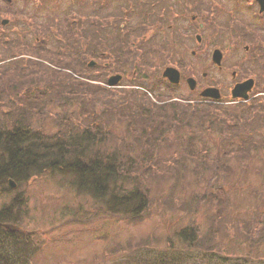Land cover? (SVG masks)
Instances as JSON below:
<instances>
[{
  "label": "trees",
  "instance_id": "obj_1",
  "mask_svg": "<svg viewBox=\"0 0 264 264\" xmlns=\"http://www.w3.org/2000/svg\"><path fill=\"white\" fill-rule=\"evenodd\" d=\"M72 46L67 36L53 37L30 48L25 66L8 60L22 43L0 44V181L22 184L58 172L110 214L133 221L150 207L152 178L179 184L190 174L200 191L179 199L180 209L195 213L191 204H203L206 227L193 220L168 238L166 249L138 247L122 264H264V210L228 212L231 196H264V188L246 182L241 162L264 147V103L167 99L160 74L110 88L76 62ZM10 216V209L0 210V264H32L24 233L4 228Z\"/></svg>",
  "mask_w": 264,
  "mask_h": 264
},
{
  "label": "flooded vegetation",
  "instance_id": "obj_2",
  "mask_svg": "<svg viewBox=\"0 0 264 264\" xmlns=\"http://www.w3.org/2000/svg\"><path fill=\"white\" fill-rule=\"evenodd\" d=\"M15 2L0 6V44L24 48L8 60L18 58L29 66L30 48L67 36L76 62L95 70L97 79L118 73L122 83L138 82L169 66L179 69L176 44L181 40L186 52L209 60L203 89L214 84L222 89L225 83L233 88L253 79L250 97L264 99V0H70L67 12L54 0L59 9L50 17L54 22L44 21L42 0H21L16 10ZM160 63L165 68L160 70ZM226 68H232L230 79ZM215 69L222 72L220 78L212 75Z\"/></svg>",
  "mask_w": 264,
  "mask_h": 264
},
{
  "label": "rangeland",
  "instance_id": "obj_3",
  "mask_svg": "<svg viewBox=\"0 0 264 264\" xmlns=\"http://www.w3.org/2000/svg\"><path fill=\"white\" fill-rule=\"evenodd\" d=\"M15 1L13 9L24 4L21 0ZM43 1L44 5L54 9L49 12L48 8L42 9L43 19L45 13L48 14V18L58 16L59 9L56 3L54 4V0ZM69 1L57 0V5L67 12ZM6 5L7 0H0V6ZM77 7L78 10L82 8V6ZM74 8L72 7L71 10ZM27 9L30 10L29 5ZM7 14L9 12H4L1 18ZM58 18L56 22H60L61 18ZM180 41L176 44V55L182 79L179 85L166 84L164 86L166 94L163 96L167 99L174 96L198 100L201 98L203 84L206 83L202 74L203 71L209 70L207 65L209 60L205 56L195 57L189 54ZM164 65V63L159 64L160 70L161 67L165 68ZM226 69L229 74L225 71L224 74L230 79L232 68ZM221 74L218 69L212 71V75L216 78H220ZM191 75L198 79L199 85L195 90L190 89L186 81ZM223 86L221 89L223 98L220 104L232 99L230 95L232 86L227 83ZM45 125L47 128H53L49 121L45 122ZM218 152L215 148L208 154L214 157ZM241 162L246 166L244 168L246 182L254 189H263L264 147L253 149L252 156ZM241 162L232 159V165L235 167ZM259 167L263 170L258 171ZM186 179L185 182L177 184L162 175L152 178L148 182L151 189L150 207L143 212L141 219L133 221L120 214H110L90 194L77 190L72 178L48 170L45 173L35 174L22 184L18 182V187L14 191L8 187V182L0 181V210L4 207L10 209L11 220L8 221L15 228L18 227L29 240L27 254L30 255L32 264H122L127 257H134L135 249L138 247V250L145 247L166 249L168 238L175 239L176 230L191 222L196 221V224L206 227L209 214L203 204L198 202L191 204L195 213L180 209L183 202L179 199L185 196L191 198L192 191L193 193L200 191L199 184L192 175L189 174ZM245 187L249 188V185ZM230 199L233 201L228 210L231 216L239 215V212L247 215L250 210L253 212L256 209L258 212L264 210V196L256 200L255 195L240 194L231 196ZM166 201H176L177 205L171 203L169 207L165 204ZM6 227L9 226L4 228ZM229 244L237 246L234 242ZM177 247L174 246L171 251Z\"/></svg>",
  "mask_w": 264,
  "mask_h": 264
},
{
  "label": "water",
  "instance_id": "obj_4",
  "mask_svg": "<svg viewBox=\"0 0 264 264\" xmlns=\"http://www.w3.org/2000/svg\"><path fill=\"white\" fill-rule=\"evenodd\" d=\"M217 53V52H216ZM220 56V54H219ZM164 76L170 77L171 81L173 82H179L180 77H179V72L175 70L172 67H169L166 69L164 72ZM120 81V75L112 76L109 78V85L113 86L116 85ZM190 86H194V80H190ZM252 81L249 80L248 82H245L244 84H238L234 90H233V96H243V97H248L247 95V90L252 87ZM204 95L206 96H211V97H220L219 90L216 88H209L203 92ZM11 187L14 188L16 186V182L12 179H10Z\"/></svg>",
  "mask_w": 264,
  "mask_h": 264
}]
</instances>
